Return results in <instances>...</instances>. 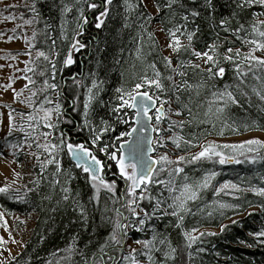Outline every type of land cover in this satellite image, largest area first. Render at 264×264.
<instances>
[{
    "label": "snow or ice",
    "instance_id": "obj_1",
    "mask_svg": "<svg viewBox=\"0 0 264 264\" xmlns=\"http://www.w3.org/2000/svg\"><path fill=\"white\" fill-rule=\"evenodd\" d=\"M196 2L197 0H191L192 5H195ZM235 2L236 7L241 10L253 5L264 8V0H235ZM113 3L114 0H74L73 3H65L64 0H61L60 37L62 40H68L66 27L68 14L73 11L77 13L73 42L63 60L66 67L75 63L72 55L73 50L79 51L86 47L77 38L83 34L84 26L89 23V19L85 15L86 8L87 10H98V14L95 15V27L101 29L109 17ZM149 3L155 7L157 13L163 12L165 8L168 10L167 23L172 26L166 30L168 42L165 47L178 57V62L174 67L170 56L162 57L165 67L169 70L167 76H164L157 69L154 62L148 63L139 74L134 71L137 67L136 63L129 65L135 76L134 82L128 87L122 84L115 89L117 103L110 105V111L118 123L128 124L129 121L123 118V114H126V110H132L136 127L120 132L116 136V140L122 142L118 144L102 143L106 133L116 132V128L108 120L101 119L98 128L89 118L94 102L104 90V82L97 78H92L90 85H85L82 80L76 81L73 78L75 84L86 88L82 111L83 124H76L75 127L78 131L88 129L90 133L89 143H73L63 131H60L58 137H53V133L59 130V125L62 122L73 123L71 120L64 119L66 113L60 102L62 93L58 91V85L52 82L57 73V64L52 55L54 54L59 58L60 53L56 50L55 38L48 31L50 25H45V28L40 31L33 30L30 40H25L29 45L26 55L30 58L23 69L25 72L23 79L27 80V84L20 92H16L15 96L19 98L24 95L25 90L29 92V95L20 101L28 109V112L26 114L23 111L16 112V115L20 117V122H17L16 116L13 115L15 109L8 112L7 135L4 147L0 148V159L7 161L5 149H11L10 155L14 158L11 163H16L19 151H22L24 147L29 150L35 147L36 151L31 152V155L40 168V176L44 177L48 168L54 166L49 181L52 190L55 191L56 187L59 186L60 200L63 202L71 200L75 206L74 210L79 208L80 216L87 219L85 206L72 196L70 184L75 177L70 169L66 170L62 166V155L67 154L74 162V167L81 169L86 174L85 179L92 189L90 202H94L99 207L101 192H105L108 194L107 199L112 205L109 208L105 204L103 209L105 213L103 220L110 225L107 237L98 245L91 257L78 250L74 240L66 249L62 250L65 255L57 261V264H62V262L73 264L74 257L77 255L82 258L81 264H157L156 253L161 255L162 264L176 261L177 248L172 246L166 235L151 226V221L160 220L164 216H171L177 221L175 227L182 228L185 215L191 212L189 204L197 201L200 194L211 187V182L218 175L212 171L204 175L202 179L193 180L185 172L184 165L186 163L195 164L200 161L218 162L221 165L233 162L243 163L244 161L237 158V154L243 156L250 164H255L258 161L264 162V156L260 155V150L264 149V141L259 139L247 140L242 144L220 145L208 142L201 145L195 142L196 137L188 140L181 135L186 124L190 125L197 120L201 124L207 123L215 128L213 117L216 120H221L231 105H238L240 97L249 95L245 91L248 88L249 77L255 81V85L251 87V94L264 103V55H256L257 52L264 54V19L260 18L264 16V13L258 14L247 22L238 21L235 28L229 27L230 20L228 18L221 19L217 26L226 36L221 39L220 33L217 32L212 43H205V50H197L195 40L200 29L196 27L193 30H188L187 26L190 17H199L200 12L194 7L185 8L184 0H165L163 7L159 0H124L123 6L126 13H142V20H145L146 16L145 22L139 25L143 34L134 37L137 42L134 59L139 61L141 65L145 64L144 34L147 35V40L150 42L148 55H151V49L156 47L154 34L145 28V24L154 19L151 14L147 13ZM205 6L214 10L213 0H205ZM29 7L33 15L31 19L25 20L24 23L27 26L39 23V12L35 2ZM177 16L183 23L177 22ZM234 17L235 13L233 14ZM5 19H10V17H5ZM11 19H15V17H11ZM129 26L127 22L123 25L124 28ZM159 31L165 32V28L161 27ZM41 35L45 37L44 44L47 45V51L44 48H37V38ZM183 39H186L187 43H184ZM233 40L239 41L242 47H232ZM48 41L51 43L48 44ZM244 48H247V51H244ZM33 49H35L34 59L32 58ZM182 53L188 58H183ZM226 65L232 66L233 79L236 83L234 86L225 84L223 89L216 88L215 83H213L209 89L211 98L206 100L207 107L202 113L198 109L204 108V104H199L197 110L194 111L191 106V95L188 103L182 102L181 92L194 93L195 97L199 98L201 96L200 90L207 88L209 82L218 79L223 80L227 71ZM148 69L152 70V77H149ZM189 72L200 77L196 84L189 83L187 79ZM27 73H32V75L29 76ZM92 76L95 77V74L93 73ZM176 76L181 78L180 83L176 82ZM34 77L42 79L37 81ZM164 80L170 82L171 94L175 96V102L180 106L177 109L171 107L172 101L170 99L161 98L162 95L166 96L169 92L163 83ZM7 87L11 88L12 85L9 84ZM78 99L79 96L76 97V100ZM76 100H73L74 110ZM157 104H159L158 107ZM165 105H168L167 109ZM153 109L155 110L154 117L149 115ZM185 113L188 117L186 120L171 119L172 116L182 117ZM165 120L168 121L167 127L161 128ZM2 123L3 121L0 120V124ZM228 127L231 125L222 121V127L218 134L223 135L224 129ZM249 127L257 130L254 124L245 125V130H248ZM232 130L237 131L238 129L233 127ZM15 132L23 134L22 141L14 143L9 139ZM163 132L171 133V135H162ZM149 133H155V138ZM169 143L175 149L187 146L189 148L199 147L201 150L190 157L180 155L176 159H171L168 153H161L153 158L152 154L157 151L158 147L164 148ZM113 148L115 151L112 150ZM224 149H230L233 155H226ZM97 153H103L107 160L114 162L115 168L118 169V177L123 180L125 185L119 195L117 194V181L105 179L107 165L102 162ZM248 153L255 155L249 158ZM62 176L64 178L63 184L61 183ZM261 179L264 181V178ZM32 183L35 187L28 191L35 192L41 187L39 179ZM8 192L9 187L7 185L0 187V194H7ZM222 192L231 195L232 199L237 201L241 199L237 193L251 192L255 196L264 197V187L250 186L244 188L232 182H226L215 190L217 196ZM27 195L28 193L25 192L20 199L24 200ZM42 199L51 200L52 196L50 194L45 195ZM216 206L221 210V213L224 209L238 211L240 208V205L220 202H217ZM207 214L212 216L213 213L209 211ZM251 214L249 213V215ZM0 221H3L0 226L7 230V222L4 220L3 214H0ZM197 231L198 229L193 228L191 231L183 232L186 248L191 249L205 235H216L215 232H200L197 236L194 234ZM223 231L224 228L222 227L221 232ZM131 232L151 233V235L150 238L133 239L130 235ZM249 235H254L257 242L264 243V230ZM3 243V237H0V244ZM140 257L146 259L141 261ZM188 258L189 260L192 259L191 252L188 253ZM48 264H52V262L49 261Z\"/></svg>",
    "mask_w": 264,
    "mask_h": 264
},
{
    "label": "trees",
    "instance_id": "obj_2",
    "mask_svg": "<svg viewBox=\"0 0 264 264\" xmlns=\"http://www.w3.org/2000/svg\"><path fill=\"white\" fill-rule=\"evenodd\" d=\"M35 2L36 8L39 12V23H33L31 25V33L29 34V40L32 36L33 30H43L45 25H50L48 29L50 34L56 40V50L60 53L59 58L54 54L53 60L57 64L56 78L53 83L58 85V91L62 93L60 102L64 107L66 113L65 120H71L73 123L62 122L59 125V130L56 131L57 137L60 135V131L66 134V137H70L73 143H85L90 141V133L88 129L82 131L76 130V124H83V100L86 92L85 87H80L74 83L76 81H83L85 85H90L92 78H97L103 81V92L99 94L96 102H94L92 110L90 112V120L98 128L100 127V120L106 119L115 128L116 132H109L105 134L102 139V143L105 144H118L122 141H117L116 136L125 130H130L132 127V120L134 114L129 110H126V114H123V118L129 121L128 124H120L117 122L116 117L110 111V105L116 104L115 89L122 84L128 87L134 82L135 76L133 70L129 67L130 64L136 63L137 67L134 70L136 74H139L142 68L146 67L148 63H156L157 69L164 75L169 74V70L165 67L162 57L165 56L157 37H155L156 47L151 49V55H148L150 51L147 40V35L144 34L145 46L144 57L145 64L141 65L139 61H135V48L137 42L134 37L139 34H143L139 25L146 20L141 19L142 13L137 12L126 13L124 9V0H114L109 17L105 21V25L101 29L95 27V15L98 14V10H87L85 15L89 19V23L84 26L83 34L77 38L86 45L85 48L79 51H73V59L75 61L71 66H65L63 60L67 55L70 44L73 42L72 37L75 34L76 29V16L77 13L73 11L67 16V36L68 40L64 41L60 37V25L62 17L60 13L61 0H24L22 3L21 11L31 19L32 12L30 11V5ZM65 3H73L74 0H64ZM159 3L163 7L165 0H159ZM185 8L194 7L200 12V16L196 18L190 17L188 23V30H193L199 27L200 31L195 40V47L197 50H205V43H212L216 38V33H220V38L223 39L226 34L223 33L219 27V21L223 18L230 20L229 27L235 28L237 22H247L260 13H264V8L259 5H253L250 8L243 10L236 7L235 0H213L214 10L205 6V0H197L195 5L191 4V0H184ZM155 8V7H154ZM148 14H151L147 10ZM168 10L165 8L163 12L152 15L154 19L145 24V28L148 32H153V27L158 25L160 28H165V32H162L167 37V28L171 27V24L167 23ZM235 17L233 18V14ZM127 17V20H126ZM264 19V16L260 17ZM127 22L130 26L124 28V23ZM177 22L183 23L177 16ZM168 39V38H167ZM232 39V38H229ZM37 48H44L47 51V45L44 44L45 37L43 35L37 38ZM184 43H187L186 39H183ZM51 41H48L50 44ZM232 47H242L239 41H234L231 44ZM247 51V48L243 49ZM35 53V49H33ZM258 54V55H257ZM183 58L187 59V56L181 54ZM257 56H262V53H256ZM173 66L175 67L178 62V57L172 54ZM227 71L223 80H216L209 82L207 88H202L201 96L196 98L194 93L181 92V100L183 103L189 102V96H192V104L194 111L197 110L199 104H204V108H199L198 111L202 113L207 105L206 100L211 98L209 89L212 84L215 83L216 88L223 89L225 84L235 85L233 76V68L231 65H226ZM95 74V77L92 74ZM29 76L32 73H27ZM123 74V75H122ZM149 77H152V70L148 69ZM39 81L40 77H34ZM176 82L180 83L181 78L175 77ZM189 83L196 84L200 77L193 75L189 72L187 77ZM166 88L169 89L168 95H163L165 99H170L175 107H180L175 102V96L171 94L170 82L164 80ZM248 88L245 89L249 93L247 97H240L238 105H231L221 120H216L214 117L213 122L216 127L212 128L210 124H201L199 121H194L192 124H186L184 127L183 137L188 140H192L196 137V143L201 144L204 140L210 137H222L229 138L234 136H241L250 132L260 131L264 133V103H262L255 95L251 94V87L255 85V81L248 78ZM38 86V85H37ZM233 90L234 87H233ZM29 95V92H28ZM79 99L76 100V97ZM73 100H76L75 110L73 109ZM103 102V103H102ZM14 109V108H13ZM16 112H20L19 109H15ZM28 112V110H27ZM186 120L187 114L182 116ZM202 118V117H201ZM222 121L231 125V127L224 129V134L219 135V131L222 127ZM255 125L257 130L249 127L245 130V125ZM235 127L238 130L233 131ZM178 131V130H177ZM164 134H170L163 132ZM23 137L22 133L15 132L10 137L12 141H21ZM35 148V147H33ZM197 147L182 146L181 153L190 157L195 154L194 151ZM115 151V149H112ZM227 151H225V154ZM233 154V153H231ZM98 157L107 162L110 166V170L107 173L106 180L117 181V194L123 190L124 182L118 177V170L115 168L113 162L108 161L107 157L103 153H97ZM230 155V154H229ZM255 154L248 155L249 158ZM260 155L264 156V150H260ZM237 158L244 161L243 163H225L223 165L217 163H211L208 161H200L195 164H185V172L193 179L199 180L209 172H216L218 175L215 177L211 188L204 190L200 194V198L194 203H190L191 212L185 215V219L182 228L175 227L177 223L176 219L171 216H164L160 220L151 221V226H154L158 232L166 235L170 240L173 247L177 248V260L169 261V264H264V243H259L255 239L254 235L250 233H257L264 230V197H258L251 192L237 193L241 196L240 200H233L232 197H225L222 199L225 203L240 205L239 210L224 209L221 210L213 207L211 212L212 216H208V212L193 213L205 206L206 203L213 204L214 191L213 187L224 182H232L241 187L248 188L250 186L264 187V162L258 161L255 164L248 163L243 156L237 154ZM62 166L64 169H70L75 179L71 181L70 187L72 189V196L74 199H78L83 204L87 211V219H84L79 214V208H75L72 201L63 202L60 200L61 193L59 186L55 191L50 186L51 173L54 171V166H50L45 173V176L37 174L36 178L32 179L26 184L27 197L23 202L17 201L10 193L0 195V205L5 211L19 212L24 215L30 213L36 214V223L32 229V232L25 243L22 251L4 264H48L49 261L52 264H57V261L65 255L62 251L66 249L74 240L78 250L84 252L87 256L91 257L98 245L101 244L107 237L109 227L104 222L103 217L105 213L103 211L105 204L109 208L112 207L111 202L108 201V194L101 192L100 206L97 207L94 202H90L92 195V189L89 182L85 179L86 174L81 169L74 167V164L70 161L67 154L62 155ZM218 159V158H217ZM47 177V178H45ZM39 179L41 181V187L35 191H28L35 187L33 181ZM64 178L61 177V183L63 184ZM155 192V189H153ZM51 195V200H43L45 195ZM79 194V195H77ZM55 209V211H53ZM249 213H252L249 215ZM235 223H226L232 218L241 216ZM226 223V224H225ZM224 228L216 233L215 236L201 237V239L191 248H186V241L183 236L184 231H191L193 228L200 231L203 228ZM197 231V232H198ZM196 233V232H195ZM208 233V232H204ZM130 235L133 239L150 238L151 233H137L131 232ZM198 236V235H197ZM203 249V251H200ZM191 252L192 259L189 260L188 253ZM157 254V253H156ZM158 256V255H157ZM81 256L74 257L73 264H81ZM142 259V258H140ZM64 264V262H62Z\"/></svg>",
    "mask_w": 264,
    "mask_h": 264
},
{
    "label": "rangeland",
    "instance_id": "obj_3",
    "mask_svg": "<svg viewBox=\"0 0 264 264\" xmlns=\"http://www.w3.org/2000/svg\"><path fill=\"white\" fill-rule=\"evenodd\" d=\"M23 2L24 0H0V120L3 121V123L0 124V148H3L5 144V137L7 135L8 112L14 108L19 109L26 114L28 110L24 106V104L20 103V101L24 100V98L28 96V91L25 90L24 95L20 96L19 98L15 96V93L20 92L27 84V80L23 79V77L25 76V72L23 71V69L25 68L26 63L30 60L29 56L26 55L29 45L25 42V40L29 39L31 26H27L24 23L25 20H28L29 18L26 16V14H24L23 11L20 10ZM13 5H15V7H12ZM147 10L152 15H155L157 13L156 9L152 6L151 3H149V8ZM5 17H10V19H5ZM11 17H15V19H11ZM159 28L160 27L158 25H155L153 27L154 35L157 37L164 55L170 56L171 58V50L165 47L168 39L162 32L159 31ZM34 57L35 53L32 52V58L34 59ZM9 84L12 85L11 88L7 87V85ZM161 98L165 99L163 95L161 96ZM171 107L173 109H177L173 102ZM165 108L167 109L168 105H165ZM13 115L16 116L17 122H20V117L14 112ZM154 116L155 112L153 113V117ZM171 119L183 120L184 118L172 116ZM167 123L168 121L165 120L161 125V128H166ZM161 134L165 136L171 135V133ZM53 137H57L56 131L53 133ZM251 139H259L261 141H264V133L260 131H254L241 136H234L229 138L210 137L204 140L201 145L208 142H214L220 145L242 144L245 141ZM22 140L23 137L21 138V141ZM12 142L15 143L17 141ZM200 150L201 148L197 147L194 153H197ZM34 151H36L35 148L29 150L27 147H24L23 150L19 151L18 153V161L16 163H11V161L14 159L10 155L11 149H5V155L8 157V160L5 161L4 159H0V187H4L7 185L9 187L8 193H10L11 196H13L17 201L20 202H23L20 197H23L26 192V184L29 183L32 179L36 178L37 174L40 173V168L37 165L35 158L31 155V152ZM224 151H227L226 153L228 154L226 155H233L231 154L232 152L230 149H224ZM161 153H168L171 159H176L178 156L183 155L181 153V149H175L174 146L170 143L164 148L158 147L154 157L160 155ZM252 154L254 153H248V155ZM17 173H19V176H17ZM214 180L211 182V187ZM222 184H218L213 187L215 199L213 201V204L206 203L205 206H200V208L193 211V213L209 212L213 207L217 208V202L225 203L224 201H222V199H225V197L228 196L231 197V195H226L224 192H222L219 196L215 194V190ZM201 209H203V211H201ZM0 214H3L4 220L7 222V230L5 229V227L0 226V237H3L4 239V243L0 244V264H4L13 259L22 251L32 232L33 227L35 226L36 214L30 213L28 215H24L19 212L5 211L1 205ZM241 217L242 215L232 218L226 223L236 221ZM2 224L3 221H0V225ZM220 229L221 228H203L194 234L199 235L200 232L217 233ZM133 246L138 247L136 245ZM140 258H142L141 261H144L146 259L144 257ZM155 258L157 264H162V257L159 253L155 254Z\"/></svg>",
    "mask_w": 264,
    "mask_h": 264
},
{
    "label": "water",
    "instance_id": "obj_4",
    "mask_svg": "<svg viewBox=\"0 0 264 264\" xmlns=\"http://www.w3.org/2000/svg\"><path fill=\"white\" fill-rule=\"evenodd\" d=\"M73 51H75V50H73ZM159 106V104H157V107ZM131 112H132V110H130ZM155 112V110L153 109L152 111H150V113H149V115H152L153 116V113ZM134 120H135V116L133 117V120H132V127H136V125H135V123H134ZM131 127V128H132ZM131 128H130V130H131ZM149 135H151L153 138H155V136H156V134L155 133H149ZM153 155V158H155L154 157V155H155V153H153L152 154ZM70 158V157H69ZM70 161L74 164V162L71 160V158H70ZM105 165H107V167H106V169H105V178H107V173H108V171L110 170V166L107 164V162H104V161H102ZM114 163V162H113ZM118 170V169H117ZM85 174V173H84Z\"/></svg>",
    "mask_w": 264,
    "mask_h": 264
}]
</instances>
